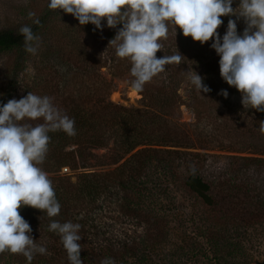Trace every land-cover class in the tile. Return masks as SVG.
I'll return each mask as SVG.
<instances>
[{
	"label": "trees",
	"instance_id": "16d2710c",
	"mask_svg": "<svg viewBox=\"0 0 264 264\" xmlns=\"http://www.w3.org/2000/svg\"><path fill=\"white\" fill-rule=\"evenodd\" d=\"M222 1L217 19L193 0H44L0 29V164L12 142L32 150L0 182V264H165L169 187L210 207L217 184L230 197L228 178L201 175L202 151L262 169L264 215V54L236 28L248 0ZM51 26L47 54L67 69L32 72ZM114 78L137 106L111 101Z\"/></svg>",
	"mask_w": 264,
	"mask_h": 264
},
{
	"label": "rangeland",
	"instance_id": "374dc122",
	"mask_svg": "<svg viewBox=\"0 0 264 264\" xmlns=\"http://www.w3.org/2000/svg\"><path fill=\"white\" fill-rule=\"evenodd\" d=\"M43 1L0 0V29H22L29 23V13H34L36 6ZM80 1L85 2V0ZM193 2L199 4L195 8L196 11L212 5L213 15L218 14L217 19L222 15L230 14L229 9L223 6L222 0H193ZM248 5L250 7H247ZM247 6L244 5L238 9V14L246 20L237 24V31L247 35L250 45L258 46L259 52L261 50L264 54L262 49L264 0H248ZM51 28L39 38L38 52L31 61L32 72L34 67L42 72L46 67L49 70L67 69L68 63L65 60H56L52 55L47 54L50 53L49 45L53 39L54 28L52 30ZM102 73L112 80L106 68L102 69ZM70 80L71 77L68 82ZM113 83L111 101L124 106L139 104L142 95L130 85L128 80L114 78ZM181 93L184 94V91ZM179 113L182 121L195 122L196 120L195 113L186 105L180 107ZM27 143L30 142L10 144L8 161L6 164H0L2 184H7L24 169L26 166L24 163L31 160V144ZM202 152L208 153V159L200 170L201 175L213 183L220 178H228L233 184L228 192L230 197L223 200L222 185L217 184L218 189L215 188V193L221 192L219 203L216 207H210L176 183L169 187L168 202L171 211L169 222L172 229L166 239L168 257L164 261L165 264H258L262 262L264 260L262 169L258 170L249 164L234 161L225 156L228 153ZM98 153L103 154L105 150H100ZM66 169L64 168L63 172H67ZM73 179L75 180V177ZM158 259L155 257L156 262Z\"/></svg>",
	"mask_w": 264,
	"mask_h": 264
},
{
	"label": "built area",
	"instance_id": "2783aa9c",
	"mask_svg": "<svg viewBox=\"0 0 264 264\" xmlns=\"http://www.w3.org/2000/svg\"><path fill=\"white\" fill-rule=\"evenodd\" d=\"M66 170H68V169H66ZM68 172V171H67Z\"/></svg>",
	"mask_w": 264,
	"mask_h": 264
}]
</instances>
